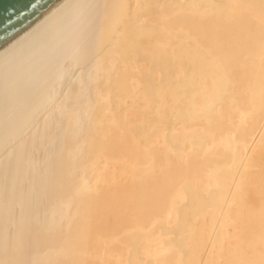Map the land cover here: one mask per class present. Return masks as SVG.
I'll return each instance as SVG.
<instances>
[{
  "label": "bare ground",
  "instance_id": "6f19581e",
  "mask_svg": "<svg viewBox=\"0 0 264 264\" xmlns=\"http://www.w3.org/2000/svg\"><path fill=\"white\" fill-rule=\"evenodd\" d=\"M0 264H264V0H58L0 47Z\"/></svg>",
  "mask_w": 264,
  "mask_h": 264
},
{
  "label": "water",
  "instance_id": "95a60500",
  "mask_svg": "<svg viewBox=\"0 0 264 264\" xmlns=\"http://www.w3.org/2000/svg\"><path fill=\"white\" fill-rule=\"evenodd\" d=\"M58 0H0V47L40 18Z\"/></svg>",
  "mask_w": 264,
  "mask_h": 264
},
{
  "label": "rangeland",
  "instance_id": "374dc122",
  "mask_svg": "<svg viewBox=\"0 0 264 264\" xmlns=\"http://www.w3.org/2000/svg\"><path fill=\"white\" fill-rule=\"evenodd\" d=\"M110 262L113 263V259H110Z\"/></svg>",
  "mask_w": 264,
  "mask_h": 264
}]
</instances>
